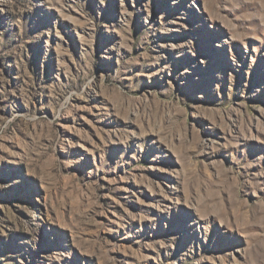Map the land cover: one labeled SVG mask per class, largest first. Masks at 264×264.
<instances>
[{
	"label": "rangeland",
	"instance_id": "rangeland-1",
	"mask_svg": "<svg viewBox=\"0 0 264 264\" xmlns=\"http://www.w3.org/2000/svg\"><path fill=\"white\" fill-rule=\"evenodd\" d=\"M0 264H264V0H0Z\"/></svg>",
	"mask_w": 264,
	"mask_h": 264
}]
</instances>
